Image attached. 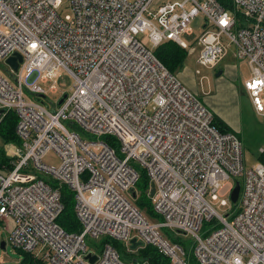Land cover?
Listing matches in <instances>:
<instances>
[{
	"label": "built area",
	"instance_id": "built-area-1",
	"mask_svg": "<svg viewBox=\"0 0 264 264\" xmlns=\"http://www.w3.org/2000/svg\"><path fill=\"white\" fill-rule=\"evenodd\" d=\"M68 1L70 13L61 16V0H0V60L21 56L16 70H0V109L16 115L19 139L1 146L0 223L10 244L48 264H145L123 262L105 241L131 248L135 239L170 264H187L184 248L161 234L168 228L192 237L199 264H264V161L246 168L240 138L221 131L211 110L153 51L170 40L195 52L181 36L201 14L197 65L217 67L232 44L233 56L250 67L244 88L264 116V0H231L230 9L217 0L168 1L154 9V0ZM145 32L151 47L138 38ZM60 69L73 85L49 109L44 98L58 92ZM49 81V89L40 85ZM51 152L59 166L43 161ZM137 167L146 174L157 221L132 201ZM63 187L71 192L78 232L56 222ZM203 222L212 225L201 235ZM102 237L99 252L87 246L86 238ZM89 252L96 255L92 263Z\"/></svg>",
	"mask_w": 264,
	"mask_h": 264
},
{
	"label": "rangeland",
	"instance_id": "rangeland-1",
	"mask_svg": "<svg viewBox=\"0 0 264 264\" xmlns=\"http://www.w3.org/2000/svg\"><path fill=\"white\" fill-rule=\"evenodd\" d=\"M168 1H183V0H154L151 8L154 9L158 5L163 4ZM190 5L187 4V8ZM59 15L63 16L70 13V6L68 0H61V4L58 8ZM204 23V17L198 14L194 17L189 26L191 28L190 34H183L182 39L187 42L188 46H194L195 52H189L186 50L187 55L184 59L182 66L175 72L177 77L189 88L196 97L205 105L207 108L212 109L214 115L219 116L224 120L232 129V133L236 134L241 142L243 149V163L246 168L255 166L260 162V152L261 147L264 148V116L257 113L251 103V99L248 96L244 83L247 79L251 77L250 67L246 60L236 59L233 56L234 46L232 44L228 45L226 56L221 60L219 65L215 68H207L199 66L196 63V59L199 52V47L196 45L197 38L202 32V25ZM244 23V19L238 18V24ZM138 38L147 47H151V43L147 32L139 34ZM227 42L226 39H224ZM194 49V50H195ZM155 48L153 49V51ZM8 64L5 60H0V70L7 74L6 68ZM199 69L198 74H194V70ZM221 71L220 75L217 73ZM51 81L46 83H40L44 89H49ZM55 84L58 88L56 94H49L44 98V102L49 105L51 109V103L55 106L58 105L59 99L65 93L71 91L73 85L72 77L64 70L60 69L57 77L55 78ZM25 97L27 99L35 100L36 96L29 94L24 89ZM264 103V97L261 95ZM209 108V109H210ZM210 109V110H211ZM13 112V111H12ZM69 129L70 125L65 124ZM83 138L91 139L92 136H87L80 130H78ZM2 142L0 140V148ZM43 161L49 165L59 166L61 160L54 153L47 154ZM140 175V179L146 177L144 170L137 167ZM2 174L6 175L8 170H2ZM242 185V177H238ZM139 182V181H138ZM227 187L230 188V185ZM136 197L141 194V190L138 184L135 185ZM225 190H223L224 192ZM148 192V190H147ZM148 194V193H147ZM150 197V196H148ZM136 198H132L133 203ZM214 204L217 212L220 214H225V207L221 206L218 201H211ZM238 204V201L235 202ZM228 205L234 206L233 202L229 201ZM152 208V204H151ZM150 217V216H149ZM152 218V221H157V218ZM212 223L203 222V228L200 234L203 235ZM161 234L170 242L179 243L185 250L187 264H199L196 258L192 254L193 240L190 235H185L181 233H176L168 228H162ZM106 238L102 237L99 239L86 238V244L89 248L96 252L97 247L100 246V242ZM5 241V248H0V264H16L21 258L19 251L15 249L8 241V232L0 223V241ZM113 245L120 255V259L123 262H133L132 259L135 254H137L141 249L146 247V245H139L136 248H130L126 242L121 240H113ZM39 259V258H38ZM48 264L47 262H43ZM134 263V262H133Z\"/></svg>",
	"mask_w": 264,
	"mask_h": 264
},
{
	"label": "trees",
	"instance_id": "trees-1",
	"mask_svg": "<svg viewBox=\"0 0 264 264\" xmlns=\"http://www.w3.org/2000/svg\"><path fill=\"white\" fill-rule=\"evenodd\" d=\"M224 8L230 9L231 0H217ZM156 57L171 71L176 72L183 64L187 55L186 49L182 48L173 41H164L160 43L154 50ZM215 125L223 132H231V127L222 120L219 116L213 115ZM16 115L11 110L6 111L0 117V140L2 143L19 142L15 134ZM233 132V131H232ZM260 160L264 161V155L260 156ZM6 158L3 150L0 148V168L4 167ZM141 190V194L134 200L137 205L146 215L150 217H158V215L151 208L150 198L147 195L148 180L146 177L137 182ZM72 195L68 188L63 187L61 190V199L63 209L58 215L56 222L66 232H78L80 225L73 211ZM105 241L113 244V240L106 239ZM19 251L21 258L16 264H44L42 260L35 257L31 252ZM133 259L145 264H170L168 257L161 254L155 247L146 245ZM132 259V260H133Z\"/></svg>",
	"mask_w": 264,
	"mask_h": 264
},
{
	"label": "water",
	"instance_id": "water-1",
	"mask_svg": "<svg viewBox=\"0 0 264 264\" xmlns=\"http://www.w3.org/2000/svg\"><path fill=\"white\" fill-rule=\"evenodd\" d=\"M20 60H21V56L18 53H14L12 56L8 57L5 60V62L9 66H11L14 70H16L17 67H18V61H20ZM220 73H221V71H219L217 73V75H220ZM65 97H66V94H64L59 99L58 103L60 104ZM3 112H4V110L3 109H0V115H2ZM239 189H240L239 182L236 181L235 182V186L233 187V189L231 191V194H230V199H231V201L233 203H235L237 201V199H238ZM130 192H131L132 197L133 198H136V191H135V189H131ZM152 193H153V188L150 191V194H152ZM139 245H140V242H136L135 239H132L131 240V248L132 249L136 248ZM0 248H2V249L5 248V242L3 240L0 241ZM86 258L89 259L91 261V263H92L95 260L96 255L89 252V253H87ZM133 261L134 262H138L137 259H133Z\"/></svg>",
	"mask_w": 264,
	"mask_h": 264
},
{
	"label": "crops",
	"instance_id": "crops-1",
	"mask_svg": "<svg viewBox=\"0 0 264 264\" xmlns=\"http://www.w3.org/2000/svg\"><path fill=\"white\" fill-rule=\"evenodd\" d=\"M210 108V107H209ZM211 109V108H210ZM211 111H212V109H211ZM213 112V111H212ZM215 114V113H214Z\"/></svg>",
	"mask_w": 264,
	"mask_h": 264
}]
</instances>
